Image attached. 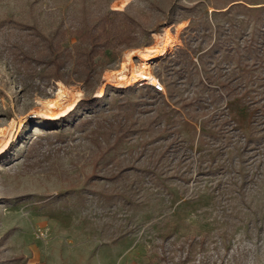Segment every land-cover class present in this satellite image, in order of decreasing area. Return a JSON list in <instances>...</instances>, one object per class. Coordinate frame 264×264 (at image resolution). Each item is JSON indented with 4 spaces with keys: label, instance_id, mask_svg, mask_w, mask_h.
Wrapping results in <instances>:
<instances>
[{
    "label": "rangeland",
    "instance_id": "1",
    "mask_svg": "<svg viewBox=\"0 0 264 264\" xmlns=\"http://www.w3.org/2000/svg\"><path fill=\"white\" fill-rule=\"evenodd\" d=\"M123 9L142 32L89 81L26 58ZM263 36L264 0H0V264H264ZM143 51L163 55L112 80ZM62 85L74 104L55 114Z\"/></svg>",
    "mask_w": 264,
    "mask_h": 264
},
{
    "label": "trees",
    "instance_id": "2",
    "mask_svg": "<svg viewBox=\"0 0 264 264\" xmlns=\"http://www.w3.org/2000/svg\"><path fill=\"white\" fill-rule=\"evenodd\" d=\"M235 4L227 6L222 12L228 13L230 9L237 7ZM245 8L248 12L256 11V9H250V7ZM84 22L83 25L76 27V29L70 27L66 30L61 26L50 37H39L34 47L35 49L31 51L32 55L29 54L26 58L29 60L30 56V60L37 65L45 63L48 66V76L55 81L58 79L62 80L63 74L66 77H73L76 81H89L96 74L93 63L95 57L100 56L108 49L114 50L115 47L127 48L133 46L138 35L142 32V29L134 27V22L127 14L126 9L109 11L99 16L95 22L89 20ZM189 28L187 27L186 30H189ZM66 33L77 37V41L71 47H62L60 45V42L65 39ZM183 43L185 48L178 47L175 52L168 54L167 58L180 62L179 59L182 55H190L192 49H190L189 44L184 39ZM253 45L254 38L249 36L245 48L250 50ZM196 59L202 61L199 56ZM159 63H162V61ZM69 66H71V69H69ZM166 68L169 69V66H166ZM156 75L171 94L173 82L161 79L159 73H156ZM206 78L209 80L212 77L209 75ZM228 79V76L224 78L225 81ZM228 85V82L227 84L221 82L219 86L225 88L226 93H228ZM220 87L218 88L219 92H221ZM190 99V104L196 102L194 96H191ZM195 105L196 108L201 107L198 103Z\"/></svg>",
    "mask_w": 264,
    "mask_h": 264
},
{
    "label": "bare ground",
    "instance_id": "3",
    "mask_svg": "<svg viewBox=\"0 0 264 264\" xmlns=\"http://www.w3.org/2000/svg\"><path fill=\"white\" fill-rule=\"evenodd\" d=\"M139 55L142 61L140 66H136L128 61L129 55L127 54V58H126L127 61L121 62L120 68L114 72L112 80L117 81V84L119 85L124 84L125 81L128 80L139 81L140 79H142V77L145 76L144 70L146 66L149 64V62L151 60H155L158 57L162 56L163 53L162 52L151 53V52L143 51L140 52ZM143 80H147V79H143ZM158 82L159 81L153 78L149 81L151 85ZM55 94L57 96L55 100L47 99L44 101L46 103L45 108L49 110H55V114H62L73 106L75 98L72 97V94H70L66 90V88H64L63 85L57 87Z\"/></svg>",
    "mask_w": 264,
    "mask_h": 264
},
{
    "label": "built area",
    "instance_id": "4",
    "mask_svg": "<svg viewBox=\"0 0 264 264\" xmlns=\"http://www.w3.org/2000/svg\"><path fill=\"white\" fill-rule=\"evenodd\" d=\"M152 86L155 88V90L157 91H164V85L161 81H159L158 83H154L152 84Z\"/></svg>",
    "mask_w": 264,
    "mask_h": 264
}]
</instances>
